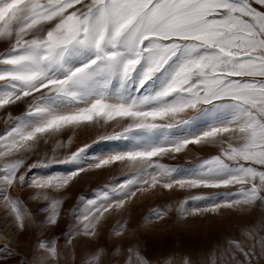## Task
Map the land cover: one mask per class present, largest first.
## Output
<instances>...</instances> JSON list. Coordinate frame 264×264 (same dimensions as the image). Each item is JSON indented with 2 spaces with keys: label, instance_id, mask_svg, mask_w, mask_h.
<instances>
[{
  "label": "snow or ice",
  "instance_id": "6c2138e0",
  "mask_svg": "<svg viewBox=\"0 0 264 264\" xmlns=\"http://www.w3.org/2000/svg\"><path fill=\"white\" fill-rule=\"evenodd\" d=\"M0 112V255L16 256L9 236L32 220L16 188L48 201L47 223L56 225L62 201L53 193L116 162L130 175L84 198L65 246L74 235L96 239L105 213L137 192L198 190L175 206L181 218L264 207V0H0ZM101 121L120 127L100 137L119 142L108 155L85 145L63 159L26 163L41 142ZM198 145L218 152L182 166L164 162ZM56 165L73 167L28 175ZM114 231L123 236L125 226ZM72 250L76 258L62 262L55 240L38 239L20 264H105V257L116 264L117 254L122 264H152L140 241L83 250L72 242ZM198 255L157 264H264V215Z\"/></svg>",
  "mask_w": 264,
  "mask_h": 264
},
{
  "label": "rangeland",
  "instance_id": "374dc122",
  "mask_svg": "<svg viewBox=\"0 0 264 264\" xmlns=\"http://www.w3.org/2000/svg\"><path fill=\"white\" fill-rule=\"evenodd\" d=\"M19 112L13 113L17 115ZM6 116L0 112V130L5 127ZM120 131L115 122L68 128L58 137H50L47 142H41L37 148L28 155L26 163H35L45 157L53 155L63 159L75 152L78 148L91 145L89 154L95 153L97 157L109 154V149L119 143L118 141H100L101 136H110ZM100 141L99 143H96ZM218 148L212 145L192 146V151L176 154L174 160L165 159L164 162L178 166L191 164L199 159L217 154ZM72 165H56L51 168L33 169L29 176L43 174H66L72 169ZM130 173L121 162L105 166L102 169H89L80 173V176L71 182L65 189L53 193L62 201L59 207V217L56 225L47 223V204L43 199H32L34 189L31 187L16 188L12 192L14 196L22 198L32 213V220L25 231L21 232L15 239H11L10 246L16 253L15 257L7 254L0 255L6 258L8 264H20L24 257H32L33 245L39 239L47 242L48 238L55 240L61 250V261H71L76 257L72 253V242L77 248L83 250L86 245L103 246L105 242L124 248L129 243L140 241L141 246L152 264L163 262L165 258L175 259L179 262L182 258L199 260V253L205 251L209 245L225 241L229 237L244 235L247 226L252 221L258 220L264 215V207L257 201L255 205L236 207L233 209L221 208L216 213H206L200 216H188L181 218L175 211L178 202L184 200L188 195L199 194L198 190H164L156 192H137L123 209H111L106 212L100 225L99 235L94 240H89L82 235H74L72 241L65 246L64 238L68 232L79 226L77 221L73 224L74 210L84 203V198L99 195L101 189L109 186L117 179H123ZM172 207V211L163 220H147L146 218L155 210ZM80 211H84L81 207ZM0 216L3 213L0 212ZM43 221V222H42ZM6 223V221H5ZM125 226L123 236L115 234L116 229ZM3 227V224H0ZM249 239H251L249 237ZM5 240L0 239V245ZM39 255V250L37 251ZM123 257L116 255V264H122ZM105 264H109L105 257Z\"/></svg>",
  "mask_w": 264,
  "mask_h": 264
}]
</instances>
